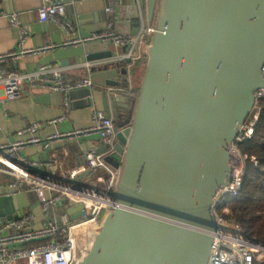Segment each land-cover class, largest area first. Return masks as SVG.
I'll return each instance as SVG.
<instances>
[{
    "label": "water",
    "instance_id": "water-1",
    "mask_svg": "<svg viewBox=\"0 0 264 264\" xmlns=\"http://www.w3.org/2000/svg\"><path fill=\"white\" fill-rule=\"evenodd\" d=\"M146 17L153 30L138 96L105 157L117 170L110 199L118 207L104 210L76 264H208L215 197L264 87V0H146ZM131 22L125 35L139 30L136 9ZM91 46L84 43L87 53ZM3 202L17 207L5 216L11 220L37 197L20 191ZM67 214L80 218L82 205Z\"/></svg>",
    "mask_w": 264,
    "mask_h": 264
},
{
    "label": "built area",
    "instance_id": "built-area-1",
    "mask_svg": "<svg viewBox=\"0 0 264 264\" xmlns=\"http://www.w3.org/2000/svg\"><path fill=\"white\" fill-rule=\"evenodd\" d=\"M107 1L104 11L109 21L105 28L85 38L67 40L63 45L101 42L123 47L125 53L120 60L126 61L127 83L123 87L106 86L104 92L109 96L128 95L133 90L131 69L145 56V48L153 28L152 25H148L134 36L116 33L112 21L116 0ZM64 10L65 4L59 0H41L37 18L41 21L54 20L68 30L70 25L61 21ZM140 15L142 16V13ZM10 17L22 43L27 33L20 24L17 13H11ZM53 47H55L53 44L44 45L37 49H21L0 55V102L20 98V87L25 82L32 87L61 92L66 98L64 103L66 107L67 96L71 91L92 88V82L88 77L76 81L66 80L62 68L56 64L24 72L2 65L8 58L14 61L27 54L43 52ZM263 100L264 87L255 92V104L250 114L251 122H248L249 117L239 127L232 144L230 179L216 195L212 207L217 231L212 234L208 264H254L264 260V245L258 240L245 238L240 226L225 218L229 213L228 201L238 197L242 190L246 161L258 164L255 157L242 153L239 146L252 137L261 110L260 102ZM65 118L66 115H62L50 123ZM125 127L117 128L111 117H107L102 110L93 105L92 125L89 127L57 132L43 143L37 136L40 124L32 122L16 132L17 138L13 142L0 145V173L15 178L7 195L33 191L37 197L38 207V212L30 209L19 217L1 224L0 264H76L82 259L90 248L104 210H114L118 207V204L110 199L117 170L105 161V157L114 152L116 133ZM92 135L97 136V140L90 149L82 153L83 163L79 166H65L57 160L54 153H51L44 163L29 158L19 161L18 152L25 145L43 144L44 148H47L49 141L75 140ZM101 147H104L103 151H99ZM1 151L5 154H1ZM39 166L47 169L44 175L32 172ZM77 204L82 205V216L70 220L67 209ZM7 230L10 232L4 233Z\"/></svg>",
    "mask_w": 264,
    "mask_h": 264
},
{
    "label": "crops",
    "instance_id": "crops-1",
    "mask_svg": "<svg viewBox=\"0 0 264 264\" xmlns=\"http://www.w3.org/2000/svg\"><path fill=\"white\" fill-rule=\"evenodd\" d=\"M59 1L65 4L61 21L70 25L68 30H65L54 20L41 21L37 18V9L41 5V0H0V55L21 49L29 50L44 45H55L49 50L27 54L18 60L13 61L8 58L2 65L8 69L14 68L24 72L56 64L62 68L64 78L69 81L86 77L91 80L92 75L93 86L71 91L67 96L68 106L66 107L64 104L66 98L61 92L47 91L39 87H32L29 83H23L20 87V98L0 102V145L13 142L17 138L16 132L32 122L40 124L37 136L43 143H46L47 138L57 132L89 127L92 125L93 105L103 112L106 107L109 116L119 129L125 127L124 125L128 121L132 106L128 95L109 96L104 92L106 86L123 87L127 83L126 61L120 60L125 49L108 43V49H105L104 43L89 42L88 44L93 46L88 49L87 53L84 44L63 45L67 40L85 38L103 30L109 21V17L104 11L108 1ZM135 9L140 22L139 30L152 25L146 17V0H116L112 16L113 30L116 33L126 36L124 33L131 31V18ZM11 13H17L20 24L27 33V37L22 43L19 41L17 29L11 23ZM119 22L123 24L117 31L115 25ZM107 50L111 52V56L104 57ZM138 67L140 68V66ZM138 67L134 65L133 68L137 69ZM133 68L130 72L132 81L133 70H135ZM143 68L144 65L141 67V71ZM62 115H66L64 120L50 123ZM115 115L117 118L114 120ZM96 140L97 136L92 135L79 137L75 140L49 141L47 148H44L43 144L25 145L19 150L18 158L19 161L29 158L44 163L49 159L50 154L54 153L62 164L67 167H75L83 163L82 153L90 149ZM1 154H5L4 151H1ZM32 172L44 175L47 169L44 166H39ZM14 181L15 178L0 173V197L7 196L10 185ZM36 206L37 203L24 209L23 212L30 209L38 212ZM16 209L17 207L11 209L5 202L0 204V214L3 216L0 217V226L7 221L5 216L9 214V211L18 214ZM38 219L40 221V216ZM9 232L7 230L4 233Z\"/></svg>",
    "mask_w": 264,
    "mask_h": 264
},
{
    "label": "trees",
    "instance_id": "trees-1",
    "mask_svg": "<svg viewBox=\"0 0 264 264\" xmlns=\"http://www.w3.org/2000/svg\"><path fill=\"white\" fill-rule=\"evenodd\" d=\"M144 57L135 64L140 68H133L135 69L133 70V90L128 94L132 106L124 126L129 125L133 104L138 96ZM260 105L261 110L252 137L239 146L242 153L255 157L258 164L254 165L246 161L242 190L238 197L228 201L229 213L225 215V218L238 224L245 238L258 240L264 245V100L260 102ZM254 264H264V260Z\"/></svg>",
    "mask_w": 264,
    "mask_h": 264
},
{
    "label": "rangeland",
    "instance_id": "rangeland-1",
    "mask_svg": "<svg viewBox=\"0 0 264 264\" xmlns=\"http://www.w3.org/2000/svg\"><path fill=\"white\" fill-rule=\"evenodd\" d=\"M252 115H253V114H252ZM249 117H250V118H249V121H248V122L250 123V122H251V115H250ZM36 207H37V206H36Z\"/></svg>",
    "mask_w": 264,
    "mask_h": 264
}]
</instances>
